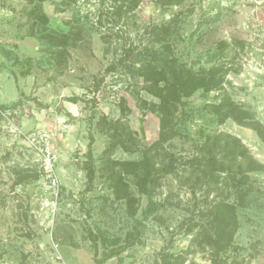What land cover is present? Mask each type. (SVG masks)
Segmentation results:
<instances>
[{
	"label": "rangeland",
	"instance_id": "obj_1",
	"mask_svg": "<svg viewBox=\"0 0 264 264\" xmlns=\"http://www.w3.org/2000/svg\"><path fill=\"white\" fill-rule=\"evenodd\" d=\"M122 1L0 0V264H57L52 240L69 264H100L110 249L102 264H264V142L208 105L227 95L264 124V0H140L130 11ZM146 47L228 70L220 89L183 98L148 181L159 100L126 57ZM30 135L51 142L57 198ZM237 139L245 153L234 158ZM252 158L262 169H248ZM220 200L238 205L239 228L217 254Z\"/></svg>",
	"mask_w": 264,
	"mask_h": 264
},
{
	"label": "trees",
	"instance_id": "obj_2",
	"mask_svg": "<svg viewBox=\"0 0 264 264\" xmlns=\"http://www.w3.org/2000/svg\"><path fill=\"white\" fill-rule=\"evenodd\" d=\"M170 3H179L182 0H165ZM140 0H123L122 4L119 6L121 10L124 8L126 10H134L138 7ZM120 11V10H119ZM167 33L170 31V27L165 28ZM147 52L146 49L135 50V48H130L126 57L131 60L133 64H140L141 75L145 80L150 83L148 86V91L156 96L159 100L157 103H153V108L157 111L160 116V131L158 133V139L155 140L151 146H149L144 152V159L142 163L145 166L144 178L148 181L152 175V170L150 169L152 164V157L150 155L153 149H157L163 145L168 140L173 139L177 133L176 125V112L178 110L179 104L183 103L184 97L191 96L198 89H203L206 92L220 89L224 83L225 76L227 74V69L222 65H214L209 68H202L200 70H192L178 64L176 59L168 60L166 57L162 56L164 52H158L153 50L152 53ZM151 56L152 60H148L147 57ZM161 81L164 84L161 85ZM146 103V100H142ZM211 112L218 115L220 122H224L228 118H233L238 123L242 125L251 126L256 130L262 141L264 142V124L255 119L250 111L243 106L235 103L229 96L224 95L221 100L217 103L208 104ZM236 144L234 149L230 151L234 153V158L239 157V155L244 154L239 150L241 142L239 139L235 140ZM211 145V138L207 137L204 142L202 149L209 150ZM92 143L89 144L87 155L92 157ZM174 161L169 162L163 168L166 173H170L175 170ZM221 169L224 168L220 165ZM263 165L257 160L252 158L249 162L248 169L259 170L262 169ZM88 180L91 182L94 179L95 173L93 167H89L87 172ZM144 179V181H145ZM142 192L150 194L147 189V184H141ZM151 197V196H150ZM236 203H230L226 200H220L216 204V209L213 216V226L214 232L211 235L213 243L216 247V253L219 254L220 251L227 249L234 240L235 234L239 228V220L237 216ZM150 212H146L144 219L149 216ZM132 214H135L133 211ZM141 228H137L134 232H129L127 239L136 241L139 235L143 232L142 221H139ZM117 251L115 249H110L106 253L103 260H99L102 264L103 261L115 256ZM164 264H169L167 260H163Z\"/></svg>",
	"mask_w": 264,
	"mask_h": 264
},
{
	"label": "built area",
	"instance_id": "obj_3",
	"mask_svg": "<svg viewBox=\"0 0 264 264\" xmlns=\"http://www.w3.org/2000/svg\"><path fill=\"white\" fill-rule=\"evenodd\" d=\"M2 113L5 115V112ZM29 140L31 146H33L42 156L44 171L50 179L53 188L55 189L57 198V196L59 195L58 177L55 173L57 156L53 151L51 142L48 139L44 138H41L39 140L35 135H30ZM52 247L54 249V258L57 264H69L60 252V244L52 240Z\"/></svg>",
	"mask_w": 264,
	"mask_h": 264
}]
</instances>
